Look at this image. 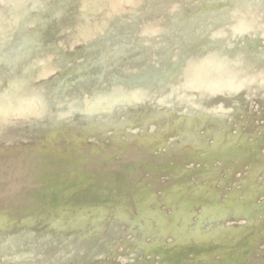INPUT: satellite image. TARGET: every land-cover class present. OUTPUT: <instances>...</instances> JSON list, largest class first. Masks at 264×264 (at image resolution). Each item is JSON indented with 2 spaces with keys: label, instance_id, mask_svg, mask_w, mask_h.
Returning <instances> with one entry per match:
<instances>
[{
  "label": "rangeland",
  "instance_id": "obj_1",
  "mask_svg": "<svg viewBox=\"0 0 264 264\" xmlns=\"http://www.w3.org/2000/svg\"><path fill=\"white\" fill-rule=\"evenodd\" d=\"M0 264H264V0H0Z\"/></svg>",
  "mask_w": 264,
  "mask_h": 264
},
{
  "label": "bare ground",
  "instance_id": "obj_2",
  "mask_svg": "<svg viewBox=\"0 0 264 264\" xmlns=\"http://www.w3.org/2000/svg\"><path fill=\"white\" fill-rule=\"evenodd\" d=\"M187 128V127H186Z\"/></svg>",
  "mask_w": 264,
  "mask_h": 264
}]
</instances>
